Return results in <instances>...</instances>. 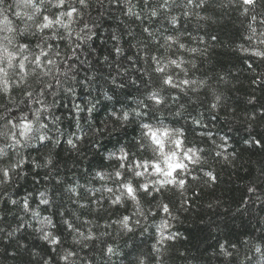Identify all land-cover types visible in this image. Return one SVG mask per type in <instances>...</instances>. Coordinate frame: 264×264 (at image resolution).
Wrapping results in <instances>:
<instances>
[{
	"label": "trees",
	"instance_id": "16d2710c",
	"mask_svg": "<svg viewBox=\"0 0 264 264\" xmlns=\"http://www.w3.org/2000/svg\"><path fill=\"white\" fill-rule=\"evenodd\" d=\"M17 3L0 4V20L6 15L15 29L0 31V42L10 36V51L24 43L38 52L40 34H33V23L24 16L32 10ZM71 3L79 9L72 29L87 24L92 39L67 62L75 35L72 44L52 42L60 56L51 57L57 65L51 74L29 75L17 87L18 70L9 69V92L0 91V169L23 160L7 178L0 173V264H264V56L255 54L264 53V0H255V7L242 0ZM129 7L138 15H129ZM42 8L50 16L65 10ZM152 57L167 65L165 73L155 71ZM19 59L17 54L13 63ZM164 75L178 87L163 83ZM153 92L161 103L149 99ZM45 105L40 122L48 127L41 132L50 139L18 137L21 143L13 147L10 132L19 130L7 122L18 123L21 116L34 120L35 110ZM145 123L179 130L172 139L181 140V148L169 141L166 152L183 157L194 150L192 160H183L187 168L173 174L176 183L161 186L164 177L151 166H135L159 157L144 136ZM36 127L34 122L33 137L39 135ZM121 149L129 154L124 168ZM128 181L139 203L121 196V184ZM145 183L148 191L139 187ZM117 196L120 202L113 203ZM42 198L48 204H41ZM45 217L50 224L42 223ZM45 232L58 243L45 240Z\"/></svg>",
	"mask_w": 264,
	"mask_h": 264
},
{
	"label": "snow or ice",
	"instance_id": "6c2138e0",
	"mask_svg": "<svg viewBox=\"0 0 264 264\" xmlns=\"http://www.w3.org/2000/svg\"><path fill=\"white\" fill-rule=\"evenodd\" d=\"M167 2V0H165ZM188 2L191 4L193 3V0H188ZM243 4L250 7H255V0H242ZM3 3V0H0V4ZM76 3L82 6H86V0H76ZM49 4L51 7L54 8H64L65 10L60 12L58 15L52 14L47 15L44 14V10L42 8L43 5ZM23 7V8H30L32 11L31 13H24V16L27 17V21H32L36 32L33 33L34 35L36 33H39L38 36V42L35 45L36 49H39L38 52L33 51L29 48L28 44L21 43L17 48H15L13 51L9 50V45L13 44V37L10 36H4L3 41H6L7 43L0 42V91H3L4 93L9 92V69H16V75L18 76L17 81V87H20L27 83V77L29 75H37V76H47L52 73L53 69L57 67L56 60L51 57H59L60 51L57 44H54L52 42L54 41H67L69 44H72L73 41L71 40V37L75 35L76 42L74 44V47L71 48V56H65V62L70 60L72 57L76 56V50L81 47L83 43H87L89 40L92 39V36L94 33L92 30L88 27L87 24H84L83 28L80 29V31H75L72 29L71 25L74 23V14L79 15V9L71 3V0H19V3L16 4V7ZM247 11V8L245 9ZM128 14L129 15H138L133 12V8H128ZM157 13L156 11L152 12V15L155 16ZM15 15L18 18H22L21 12L17 11ZM41 16L42 19L37 21L36 17ZM66 18V19H65ZM253 20L256 19L255 16L252 17ZM175 22V18H173V23ZM0 25H3V27H0V31H4L7 33H14L15 29L12 26V22L8 19V17L5 15L3 16V19L0 20ZM29 25L26 24L25 30H27ZM60 29L64 30V33L62 34L60 32ZM145 31H148V29H145ZM253 31H255L253 29ZM151 35V33H149ZM167 39H172V37H168ZM264 43V41H262ZM180 47L182 48L183 45L181 44ZM117 52L120 51V49H116ZM17 54L20 56V59L15 64L13 63L16 60ZM256 55L264 56V53L262 52H256ZM154 61L157 63V67L155 68V71L158 73H165L167 65L161 66L160 61L156 57H152ZM170 64L175 65L177 68L180 67V63H178L176 60H170ZM6 65V66H5ZM70 68L72 65L69 66ZM47 69V71H39L41 69ZM30 69V70H29ZM67 75V73H65ZM57 84L60 83L59 80L56 81ZM163 83L175 88L178 87L176 83L173 82V78L171 75H164L163 76ZM190 81L183 80L181 81V84H189ZM191 83H195L192 81ZM46 88H50L51 84H46ZM44 93L41 92V95ZM55 95V93H52ZM26 95L28 97H31L33 93L31 91H26ZM149 99L153 100L155 103L159 104L161 103V99L158 97V94L156 92L151 93L149 96ZM37 103H42V101L37 100ZM48 106L45 105L43 109H36L33 113L34 120H29L26 116H21L19 118V122L12 124V122L9 120L7 123L11 125V128L18 129V132H10L11 139L13 141L12 146L18 145L21 143V140L19 138H23L25 142H27L30 139L36 138L40 141H47L50 139V137L47 135V132H41V129H47L48 125L45 123H41V113L42 111H47ZM77 110L79 111V106H77ZM88 111H91V108L88 109ZM135 115L140 116V112H136ZM129 113L124 112L121 119L128 120ZM37 125L35 128V132L39 133L38 136L33 137L31 134L34 131L33 124ZM142 128L146 131L144 132V136L147 137L151 144L149 147H152L153 152L159 153V157L157 162L150 163L148 161H140L135 166L137 168H143L147 169L149 166L152 167L154 174H157L158 176L164 177L162 181H159L161 186L164 184H171L176 183V177L173 175L177 170L183 171L187 168V165L183 163V160H192V156L189 155L190 153L194 155V150L189 148L184 152L183 157H179L177 152L175 150L169 149L167 152L165 151V148L167 147L169 141L171 143H174L176 148H181L182 141L179 139H172L174 136L179 135V130L170 131L167 128H153L150 124H143ZM19 137V138H18ZM67 143L72 147L76 148V144L74 141L69 138L67 140ZM141 148L144 147L143 144L140 145ZM121 155L119 156L120 168L125 167L124 161L128 158V153L125 152L124 149L120 150ZM0 154H4V149L0 148ZM162 158V163L160 162V159ZM23 163V160L21 159L16 164L11 165L10 169H0V173L3 174L4 178H7L9 176V172L12 169H15L19 167L20 164ZM48 163H51V159H49ZM122 173L121 171L117 170L115 172V177L119 178L121 177ZM136 176H142L144 175V172L142 171H136ZM97 176H99L101 179H104L105 176L101 173H97ZM179 185H183L184 181L181 179L179 180ZM139 187L145 191L149 190V186L147 183L139 185ZM121 188L124 189V192H121V196L125 195V193L128 195L129 198H131L133 201L139 203L137 201L136 195H135V189L132 186L131 181L125 182L121 184ZM75 191V189H73ZM107 191L112 192L111 188H108ZM41 197H44V193H40ZM121 197L117 196L116 199L113 201V203H119ZM13 204H16L17 202L15 200L12 201ZM41 204H48V200L45 198H42L40 201ZM23 207L25 210H28L29 204L27 202V199L23 202ZM165 213L169 212L168 207L165 205L162 209ZM33 216H38L39 213L36 211H33ZM42 223L50 224L51 221L45 217L44 221ZM122 223L125 227H127L128 223V217H124ZM69 228L72 227L71 224L68 225ZM162 228H166L167 224L163 223L161 225ZM43 238L45 240H49L52 244H57L58 240L55 236L52 235L50 232H45ZM259 250V249H257ZM109 252H112V249H108ZM72 253H68L67 256H71ZM67 256L64 258L67 259Z\"/></svg>",
	"mask_w": 264,
	"mask_h": 264
}]
</instances>
